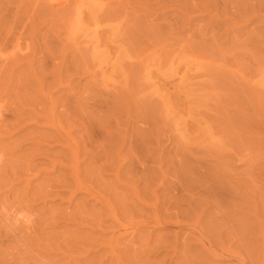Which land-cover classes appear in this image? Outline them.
Wrapping results in <instances>:
<instances>
[{"label":"rangeland","instance_id":"rangeland-1","mask_svg":"<svg viewBox=\"0 0 264 264\" xmlns=\"http://www.w3.org/2000/svg\"><path fill=\"white\" fill-rule=\"evenodd\" d=\"M0 264H264V0H0Z\"/></svg>","mask_w":264,"mask_h":264},{"label":"clouds","instance_id":"clouds-1","mask_svg":"<svg viewBox=\"0 0 264 264\" xmlns=\"http://www.w3.org/2000/svg\"><path fill=\"white\" fill-rule=\"evenodd\" d=\"M20 218L21 219H25V214L24 213H20ZM27 222V221H26Z\"/></svg>","mask_w":264,"mask_h":264},{"label":"bare ground","instance_id":"bare-ground-1","mask_svg":"<svg viewBox=\"0 0 264 264\" xmlns=\"http://www.w3.org/2000/svg\"><path fill=\"white\" fill-rule=\"evenodd\" d=\"M59 2V1H58ZM61 3V2H60ZM16 48V47H15ZM2 55V54H1ZM3 56V55H2ZM3 58L1 57V60H2ZM27 223V222H26ZM28 227V226H27ZM31 228V227H30ZM214 253V252H213ZM11 259H12V257H11Z\"/></svg>","mask_w":264,"mask_h":264}]
</instances>
